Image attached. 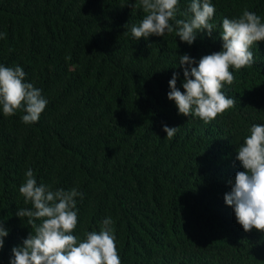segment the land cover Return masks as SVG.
Instances as JSON below:
<instances>
[{"label":"trees","instance_id":"1","mask_svg":"<svg viewBox=\"0 0 264 264\" xmlns=\"http://www.w3.org/2000/svg\"><path fill=\"white\" fill-rule=\"evenodd\" d=\"M138 2L0 0V65L22 67L48 101L32 124L23 109L0 108V264L32 231L16 215L32 207L19 194L29 168L38 184L83 194L78 238L111 218L121 264H264V232H245L224 200L243 171L237 148L264 124V41L250 49L251 67L231 69L223 92L235 106L210 123L178 114L167 96L174 72L184 91L179 55L221 50L223 18L245 9L264 23V0H211L216 27L191 45L175 32L136 40ZM190 3L179 0L176 19L189 18ZM164 125L177 127L171 139Z\"/></svg>","mask_w":264,"mask_h":264},{"label":"clouds","instance_id":"2","mask_svg":"<svg viewBox=\"0 0 264 264\" xmlns=\"http://www.w3.org/2000/svg\"><path fill=\"white\" fill-rule=\"evenodd\" d=\"M178 2L139 0L138 4H130L142 7L146 14L138 25L131 26V35L139 40L175 32L176 37L189 45L205 30L211 37L216 27L210 22L215 14L211 0H191L184 13L191 14L187 20L176 19ZM4 36L0 33V39ZM219 36L221 50L203 55L198 61L187 53L179 55L184 91L177 88L179 73L174 72L168 82L167 96L175 102L178 114L198 117L206 124L235 106L234 99L227 97L223 88L235 81L231 69L239 71L253 65L250 49L264 41V23L255 12L245 9L239 18H223ZM25 75L20 66L0 65V108L6 117L23 109L22 122L32 124L38 122L48 101L39 88L25 82ZM163 130L171 139L177 127L164 125ZM249 132L237 148L236 159L243 171H237L234 180L229 181L231 191L225 193L224 200L233 208L236 221L245 232L253 229L264 232V124H253ZM19 194L32 207L20 208L16 215L21 220L27 218L32 231L20 246L12 248L10 264H121L111 218L102 222L100 231H86L83 239L73 234L78 223L76 197L83 199L77 189L53 191L50 186L38 184L29 168ZM7 235L8 230L0 221V249Z\"/></svg>","mask_w":264,"mask_h":264}]
</instances>
